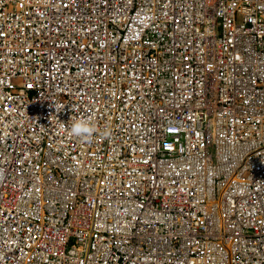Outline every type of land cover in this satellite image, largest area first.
Returning <instances> with one entry per match:
<instances>
[{"label":"built area","instance_id":"1","mask_svg":"<svg viewBox=\"0 0 264 264\" xmlns=\"http://www.w3.org/2000/svg\"><path fill=\"white\" fill-rule=\"evenodd\" d=\"M0 264H264V0H0Z\"/></svg>","mask_w":264,"mask_h":264},{"label":"clouds","instance_id":"2","mask_svg":"<svg viewBox=\"0 0 264 264\" xmlns=\"http://www.w3.org/2000/svg\"><path fill=\"white\" fill-rule=\"evenodd\" d=\"M96 132V126L90 120L84 118L74 121L70 127V134L84 141L91 139Z\"/></svg>","mask_w":264,"mask_h":264},{"label":"bare ground","instance_id":"3","mask_svg":"<svg viewBox=\"0 0 264 264\" xmlns=\"http://www.w3.org/2000/svg\"><path fill=\"white\" fill-rule=\"evenodd\" d=\"M48 7H49V3L46 4V8H47V9H48ZM48 15H49V16H52V17H55V12L48 11ZM176 237H177V239H179V240H180L181 238H183V232L180 231L179 233H177Z\"/></svg>","mask_w":264,"mask_h":264}]
</instances>
